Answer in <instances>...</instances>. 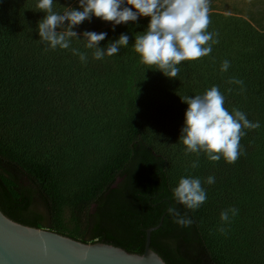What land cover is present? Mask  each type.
I'll list each match as a JSON object with an SVG mask.
<instances>
[{
    "label": "trees",
    "instance_id": "trees-1",
    "mask_svg": "<svg viewBox=\"0 0 264 264\" xmlns=\"http://www.w3.org/2000/svg\"><path fill=\"white\" fill-rule=\"evenodd\" d=\"M36 3L0 0V116L37 130L44 120L47 134L60 129L71 140L110 135L119 154L92 196L71 208L81 234L66 235L55 226L62 187L70 177L66 158L47 150L48 158L28 159L0 126L1 213L21 225L136 254L144 251L145 231L158 225L165 214L150 235V248L165 264H225V245L237 242L230 227L243 225L247 199L257 188L264 189V0H208L211 23L207 30L219 33L214 37L219 43L208 56L182 61L173 79L142 64L133 50L135 36L145 30L149 18L117 25L115 31L111 22L98 18L74 28L77 33L107 32L101 47L121 33L129 35L128 47L103 60H94L92 50L73 40L72 47L88 54L87 63L82 64L71 50L45 51L36 30L44 13ZM68 6L77 7L78 0L54 3L57 11ZM225 60L230 67L221 72ZM231 78L242 80V89L230 84ZM213 85L225 96V108L230 112L238 108L250 121H259L260 127L245 130L240 140L243 154L235 163L223 158L211 162L200 155L199 166L207 174L198 177L203 181L210 175L218 178L212 185H202L207 186V200L199 209L176 205L193 221L181 228L167 214V207L174 204L171 189L178 182L172 158L185 155V146L178 142L187 108L181 98L202 94ZM230 207L237 208L238 215L223 225L226 232L221 233L220 212ZM257 248L254 242H245L241 251H235L246 264H264Z\"/></svg>",
    "mask_w": 264,
    "mask_h": 264
},
{
    "label": "clouds",
    "instance_id": "clouds-1",
    "mask_svg": "<svg viewBox=\"0 0 264 264\" xmlns=\"http://www.w3.org/2000/svg\"><path fill=\"white\" fill-rule=\"evenodd\" d=\"M54 3L56 0H37L36 7L44 13L37 23L39 42L45 46V51L71 50L82 64L87 63L88 54L72 47L73 40L82 43L84 49L92 50L94 60L116 55L122 47L129 45L126 33L101 47L100 42L105 41L107 32L77 33L74 30L93 18L111 22L112 31L117 25L137 22L140 17L149 18L145 30L135 36L132 47L142 64L154 66L169 79L178 76L182 61H195L208 56L213 45L219 43L218 38H214L219 33L207 30L211 23L208 0H78L77 7H64L63 11L55 10ZM229 67L230 62L225 60L220 71L227 72ZM228 82L240 85L242 89V80L231 78ZM181 100L187 108L178 142L185 146V155H196L190 164L193 169L199 166L200 154L211 162L223 158L227 163H235L243 154L240 140L247 134L245 130L260 127L259 121H250L247 114L238 108H232L231 112L225 108V96L218 86L213 85L202 94L186 95ZM215 182L213 175L203 181L208 185ZM171 193L174 204L167 207V214L177 226L190 227L192 218L176 205L195 210L206 202L207 191L201 178L182 176ZM238 211L230 207L220 212L219 232H226L223 225L230 224Z\"/></svg>",
    "mask_w": 264,
    "mask_h": 264
},
{
    "label": "rangeland",
    "instance_id": "rangeland-1",
    "mask_svg": "<svg viewBox=\"0 0 264 264\" xmlns=\"http://www.w3.org/2000/svg\"><path fill=\"white\" fill-rule=\"evenodd\" d=\"M0 126L4 130L5 137L8 138L7 140L15 144L20 155L23 154L28 159L48 158L47 150L52 154L59 152L66 158L67 166L71 168L69 170L70 177L65 186L62 187L59 215L56 218L55 226L57 230L66 235L81 234V227L72 218L71 208L78 200L89 199L92 196V193L104 179L108 167L116 160L119 154V146L115 137L94 134L91 137L82 136V141L71 140V135L64 134L60 129H56L55 132L51 130L47 134L44 120L41 121L37 130V128L25 126L19 121L7 118V116H0ZM89 127L92 131L93 126ZM262 132L260 131V134ZM173 154H175L174 151ZM190 158L194 159L190 160ZM195 159V154H190L189 157L183 156V154L173 155L175 180L178 181L182 176L207 174V171L201 169L200 166L194 171L189 169L191 162ZM181 165L183 168L186 167L182 169ZM213 176L217 177L216 175ZM204 188L206 189L207 186ZM247 201L248 205L246 204L247 206L242 212L241 221L243 225L235 223V226H231L229 229L231 235L235 234L237 242H235L236 246L233 242H231L230 247L225 245L223 249L225 264H246L237 257L235 251L236 248L241 251L245 242L250 245L253 242L257 244L258 257L264 262V189L257 188L254 196L248 198Z\"/></svg>",
    "mask_w": 264,
    "mask_h": 264
},
{
    "label": "water",
    "instance_id": "water-1",
    "mask_svg": "<svg viewBox=\"0 0 264 264\" xmlns=\"http://www.w3.org/2000/svg\"><path fill=\"white\" fill-rule=\"evenodd\" d=\"M158 225L145 231L142 254L101 242L84 243L48 229L16 223L0 211V264H165L150 248V235Z\"/></svg>",
    "mask_w": 264,
    "mask_h": 264
}]
</instances>
